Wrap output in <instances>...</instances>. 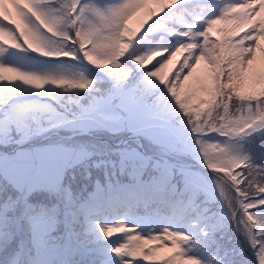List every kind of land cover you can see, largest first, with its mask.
<instances>
[{
    "label": "snow or ice",
    "instance_id": "6c2138e0",
    "mask_svg": "<svg viewBox=\"0 0 264 264\" xmlns=\"http://www.w3.org/2000/svg\"><path fill=\"white\" fill-rule=\"evenodd\" d=\"M177 2L156 0L137 7L125 0L119 9L97 13L82 6L81 0H5L0 25L6 24L12 31L0 39V57L8 49L31 50L44 57L72 56L68 51H53L55 43L45 34L57 33L67 25L71 37L78 38L81 45H90V50L75 54L79 60L87 59L101 70L119 69L117 57L131 55L137 33ZM89 12L98 14L104 26L115 17L127 16V21L119 34L106 35L95 25L78 26V19L87 18ZM234 13L240 14L238 20L233 19L231 25L216 20L209 31L216 35L225 27L234 30L239 22L245 30H256L249 63L240 75L245 93L255 95L253 70L264 63V0L229 5L223 15ZM104 75L110 85L93 96L87 106L72 112L58 111L39 100L0 96L2 264H105L102 253L91 262L81 256V245L91 244L85 230L90 201L106 195L109 201L129 208H147L178 191L195 196L202 187L201 179L190 169L191 154L185 150L174 122L154 101L150 82L129 79L126 71H105ZM80 79L84 82L75 85L80 89L95 83L83 74ZM71 80L64 75L25 72L0 59V88L20 82L43 90L48 84L63 86ZM61 128H70L72 134L61 136ZM213 131L236 138L259 131L264 138V115L254 116L251 123L223 125ZM85 147L90 150L85 152ZM78 167H82L85 181L95 182V191L87 200L74 188ZM207 167L214 173L235 231L243 234L254 249L256 264H264V162L243 154L241 145L232 143L218 146ZM95 170L103 173L106 186L94 176ZM211 211L209 208L208 214ZM96 224L105 238L126 231L125 227ZM133 231L137 232L135 228ZM190 240L192 237L184 232L165 229L159 235H131L110 252L127 258L121 264H205L199 256L189 254L185 245ZM168 252L172 254L160 261V255Z\"/></svg>",
    "mask_w": 264,
    "mask_h": 264
},
{
    "label": "trees",
    "instance_id": "16d2710c",
    "mask_svg": "<svg viewBox=\"0 0 264 264\" xmlns=\"http://www.w3.org/2000/svg\"><path fill=\"white\" fill-rule=\"evenodd\" d=\"M145 1L137 0L134 6L139 7ZM229 5L234 6L230 1H225L218 5L207 4L203 10H199L196 4H188L186 10L182 6L166 9L140 34L137 33L138 36L130 50L131 55L117 57V61L121 62L119 69L109 67L101 70L90 64L87 59L79 60L75 54L84 49L78 38L70 36L67 25L57 33L45 31V34L55 43L53 51H68L72 56L44 57L31 50L8 49L0 59L8 60L9 64L25 72L71 77V82L63 86L51 84L53 87L48 91V95L41 92L14 96V99L39 100L52 104L61 112H72L87 106L93 96L109 86L111 81L104 75L105 71H126L129 79L136 77L138 80L149 81L154 101L174 122L185 150L191 154L188 157V163L192 164L190 169H197L203 174L197 175L201 179L202 187L195 196L190 192L178 191L166 201L154 202L147 208L159 205L154 213L164 220L176 218L181 221L185 218V221L200 223L202 233L192 238L188 251L189 254L199 256L205 264H256L254 249L243 234L235 231L229 209L216 187L214 173L207 167V161L218 150V146L232 143H239L243 154L264 162V138H261L259 131L238 138L226 137L213 131L223 125L236 126L246 118L249 120L245 121L251 123L254 116L264 113V63L253 70L257 94L245 93L244 85L240 81V75L249 63L257 32L252 33L250 37L247 34H236L235 31L243 22L237 23L234 30L230 27L218 30L217 36L209 31L216 20L231 25L233 19H239L237 13L233 16L223 15ZM188 10H191L193 15H190ZM123 18L127 19V16ZM77 24L79 26V21ZM11 31L6 24L0 25V39ZM164 56L167 58L161 59ZM140 66L142 69L138 70ZM81 74L95 82L91 88L80 89L75 86L84 82L80 79ZM6 87L9 85L3 88ZM8 96L9 92L6 93V97ZM38 142L47 143L48 140L38 139ZM199 143L210 145L212 153L203 149L199 156L192 147ZM83 159L86 160L87 157ZM76 174L77 182L74 188L87 200L89 193L95 191V182L88 183L84 180L82 167L77 168ZM93 174L106 186L107 181L104 180L102 172L95 170ZM249 194H253L252 189H249ZM105 196L98 198L103 201ZM89 205L91 211L85 218V230L91 237L89 245L94 246L96 242L106 239L99 227L95 226V222L106 219L108 214L104 208L96 207L95 201H90ZM209 208L212 210L211 214H208ZM133 209L138 212L141 207L131 208L132 211ZM222 227L225 228L223 232L219 230ZM95 256L97 257V254Z\"/></svg>",
    "mask_w": 264,
    "mask_h": 264
},
{
    "label": "rangeland",
    "instance_id": "374dc122",
    "mask_svg": "<svg viewBox=\"0 0 264 264\" xmlns=\"http://www.w3.org/2000/svg\"><path fill=\"white\" fill-rule=\"evenodd\" d=\"M191 0H178L177 3H185ZM197 2H206V0H195ZM237 1V0H236ZM17 2H26V0H17ZM125 2V0H83L82 6H87L89 8H92L96 10L97 13L104 12L107 13L112 9H119L120 6ZM131 2L135 5L137 4V0H131ZM238 2V1H237ZM151 4V1L146 0L141 6H146ZM239 3V2H238ZM5 4V0H0V9H3ZM124 16L121 17H115L113 18L112 21L109 22L108 26H104L102 23V20L100 19L99 15H93L92 12H89L87 18H80V26L84 28H88L89 26L95 25L100 28H102L103 32L106 35H111V34H119L122 32L126 20L123 19ZM214 16H212V19ZM123 20V21H122ZM84 49L87 48L90 50V45H83L82 46ZM5 63L9 64L8 60H4ZM53 86L51 84H48L45 89L43 90H36L31 88L30 86H24L20 82H18L15 85H11L8 87V90L12 94H17L20 96H24L26 93H33V92H43V93H48V91L52 88ZM264 115V113H263ZM225 121L226 119L223 118ZM249 120V118H246ZM246 119H242L240 123L245 122ZM60 134L61 136H67L71 135V129L70 128H61L60 129ZM75 139V138H74ZM193 149H196V153L201 156V152L203 149H207L212 153L211 151V146L210 145H201L199 143L198 145H192ZM85 152L89 151L87 147H85ZM189 166H192L191 163H189ZM191 171L198 172L196 173L197 175L202 176L203 173L199 172L197 169H191ZM207 180V179H206ZM97 205L101 206L100 203H96ZM117 206L118 203L114 201H107L106 205L107 206ZM129 210V209H127ZM238 211V209H237ZM126 212V210L122 207L118 209V212L115 214V219L111 221H104V222H99V225L103 226H117V227H125L126 231L124 233H118L115 234L113 237H111V241L108 245H106L103 249V255L106 258L105 259V264H121L122 259H127V258H120L117 257L115 254L110 252L111 248H115L125 242L129 236L131 235H151V234H157L159 235L161 232H163L165 229L172 230V231H180L188 234L192 238L197 236L202 232L201 226L196 223H189V222H183L182 225L177 223L175 219H170V220H165L159 221L155 217L151 216L150 213H147L148 219L142 218L141 216H136V215H127V216H121V213ZM97 225V224H96ZM136 229L137 232L133 231V229ZM192 244V241H191ZM189 241L185 245V247L188 249ZM171 252H168L166 254H161L159 257V260L162 261L167 258L168 255H171ZM140 261H137L136 264H138ZM142 263V262H141Z\"/></svg>",
    "mask_w": 264,
    "mask_h": 264
},
{
    "label": "bare ground",
    "instance_id": "6f19581e",
    "mask_svg": "<svg viewBox=\"0 0 264 264\" xmlns=\"http://www.w3.org/2000/svg\"><path fill=\"white\" fill-rule=\"evenodd\" d=\"M117 206H120V205L118 204ZM126 213H127V210H126ZM126 213H125V214H126Z\"/></svg>",
    "mask_w": 264,
    "mask_h": 264
}]
</instances>
